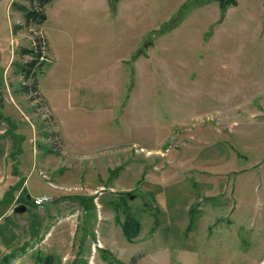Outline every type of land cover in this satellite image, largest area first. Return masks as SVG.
<instances>
[{
	"label": "rangeland",
	"instance_id": "rangeland-1",
	"mask_svg": "<svg viewBox=\"0 0 264 264\" xmlns=\"http://www.w3.org/2000/svg\"><path fill=\"white\" fill-rule=\"evenodd\" d=\"M10 1L0 264H264V0Z\"/></svg>",
	"mask_w": 264,
	"mask_h": 264
},
{
	"label": "trees",
	"instance_id": "trees-1",
	"mask_svg": "<svg viewBox=\"0 0 264 264\" xmlns=\"http://www.w3.org/2000/svg\"><path fill=\"white\" fill-rule=\"evenodd\" d=\"M196 1L200 2L202 4L209 3V2H218L219 6H220V9H221V16L222 17L226 13V11H227V9L229 7L237 5V0H196ZM51 2H52V0H30L29 7L22 6L21 10L24 13V18H25V23H26L25 25H27V26L34 25V26H38V27L42 26V24H44L47 21V19H48V15H47V12H46V7ZM14 4L15 3H13L12 6H14ZM188 7H189V5L184 4L179 9L178 14H177V18H175L173 20L174 23H176L178 19L182 18L184 13L187 12V8ZM16 28L14 29V31H16ZM40 43H41V39L36 37L35 38V44L39 45ZM38 45H36V46H38ZM25 52H26L27 55H31L33 57V60L31 62L27 63V66H25L24 69H23L24 77L26 79H29L31 68L35 65V63L38 60L43 58V56L41 55L42 53H40L38 51L37 47H35L34 50H26ZM34 82H35L34 83V88H37L38 87V80L34 79ZM24 89L26 90L27 86H24ZM24 201L28 205L29 204L34 205V203L32 201V198L28 199L27 195L24 197ZM121 227H122V231H123L125 237L128 240H130V241L140 231V223L135 218H133L131 216H128L126 218V220L124 222H122ZM38 259L42 263H48V264L50 263V259L49 258L48 259H44L42 256H39ZM120 264H123V263L120 262ZM133 264H134V262H133Z\"/></svg>",
	"mask_w": 264,
	"mask_h": 264
},
{
	"label": "built area",
	"instance_id": "built-area-1",
	"mask_svg": "<svg viewBox=\"0 0 264 264\" xmlns=\"http://www.w3.org/2000/svg\"><path fill=\"white\" fill-rule=\"evenodd\" d=\"M51 201V197L47 196V195H43L41 197H35L33 199V203L35 206H43L45 205L46 203L50 202Z\"/></svg>",
	"mask_w": 264,
	"mask_h": 264
},
{
	"label": "water",
	"instance_id": "water-1",
	"mask_svg": "<svg viewBox=\"0 0 264 264\" xmlns=\"http://www.w3.org/2000/svg\"><path fill=\"white\" fill-rule=\"evenodd\" d=\"M28 199H30L29 196H28ZM131 199H134V196H131ZM26 211H27V206H25V205H21L15 209V212H17V213H23Z\"/></svg>",
	"mask_w": 264,
	"mask_h": 264
},
{
	"label": "crops",
	"instance_id": "crops-1",
	"mask_svg": "<svg viewBox=\"0 0 264 264\" xmlns=\"http://www.w3.org/2000/svg\"><path fill=\"white\" fill-rule=\"evenodd\" d=\"M12 4H13V2H12V0L10 1V3H9V7H10V9L12 8ZM37 197V196H36ZM40 197V196H39Z\"/></svg>",
	"mask_w": 264,
	"mask_h": 264
}]
</instances>
